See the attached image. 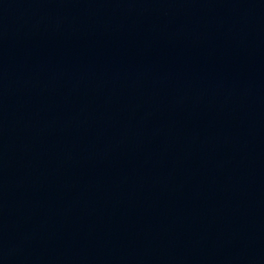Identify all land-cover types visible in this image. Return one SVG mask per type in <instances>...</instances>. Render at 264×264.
I'll use <instances>...</instances> for the list:
<instances>
[{"label": "water", "instance_id": "95a60500", "mask_svg": "<svg viewBox=\"0 0 264 264\" xmlns=\"http://www.w3.org/2000/svg\"><path fill=\"white\" fill-rule=\"evenodd\" d=\"M0 264H264V0H0Z\"/></svg>", "mask_w": 264, "mask_h": 264}]
</instances>
